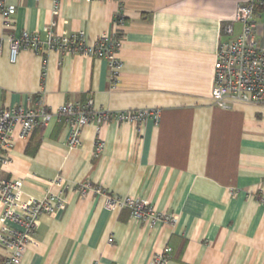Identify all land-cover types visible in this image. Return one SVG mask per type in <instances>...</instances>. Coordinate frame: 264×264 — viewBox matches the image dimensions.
<instances>
[{"label":"crops","instance_id":"obj_1","mask_svg":"<svg viewBox=\"0 0 264 264\" xmlns=\"http://www.w3.org/2000/svg\"><path fill=\"white\" fill-rule=\"evenodd\" d=\"M249 2L60 0L55 14L53 0H7L14 12L0 16L1 107L41 100L56 111L91 99L95 111L159 113L88 125L75 148L56 118L28 138L16 127L0 179L21 182V202L62 201L40 217L20 264H153L166 250V264H264V105L221 109L211 98L224 27ZM256 20L264 51V11ZM53 23L58 35L83 33L89 45L118 30V78L106 60L82 55L22 51L10 61V37L44 38ZM233 25L237 37L242 27ZM109 196L142 200L161 218L138 222L127 208L109 209ZM5 255L0 248V264Z\"/></svg>","mask_w":264,"mask_h":264},{"label":"built area","instance_id":"obj_2","mask_svg":"<svg viewBox=\"0 0 264 264\" xmlns=\"http://www.w3.org/2000/svg\"><path fill=\"white\" fill-rule=\"evenodd\" d=\"M99 1V0H85ZM102 1V0H100ZM123 5L125 0H114ZM54 13L59 11L60 0H53ZM264 11V0H250L247 5L238 7L232 23L224 27V33L229 37L221 43L215 70V85L211 98L221 109L233 105H264V51L260 48L256 36L257 12ZM14 9L7 0H0V16L9 21ZM120 14V13H119ZM120 17L115 25L121 23ZM240 24L242 32L233 37L234 25ZM53 23L44 28V38L39 33L23 31L20 37H10V61L16 63L22 51L57 52L62 55H82L104 59L109 63L113 80L118 78L121 62L116 54L121 48L122 36L118 30L112 35L104 33L92 45L87 44L83 33L72 36L58 35L54 32ZM1 46V41H0ZM158 111H131L113 114L105 111H95L93 102L89 99L85 104H66L56 111L50 110L37 101L34 108L22 106H0V171L10 163V153L13 149L12 136L19 127L22 138H28L38 128L47 126L52 119L64 121L71 128L69 146L80 145L81 130L91 124L100 126L102 123L115 119L119 123H144L149 118L158 120ZM103 148L99 144L97 152ZM86 186L81 190L85 192ZM21 182L0 179V248L5 251L2 264H20L27 245L33 243V238L43 214H52L62 201L56 196H48L43 200L30 199L21 202ZM109 209L127 208L138 222L149 219H160L159 215L149 209L146 202L130 198H107ZM165 221H173L163 217ZM8 223L20 228L12 230ZM112 242V240H110ZM170 250L155 257L153 264H166Z\"/></svg>","mask_w":264,"mask_h":264},{"label":"trees","instance_id":"obj_3","mask_svg":"<svg viewBox=\"0 0 264 264\" xmlns=\"http://www.w3.org/2000/svg\"><path fill=\"white\" fill-rule=\"evenodd\" d=\"M38 129H40V128H38Z\"/></svg>","mask_w":264,"mask_h":264}]
</instances>
